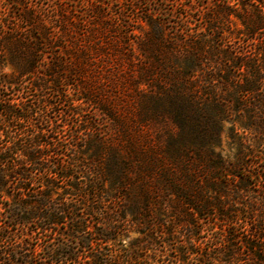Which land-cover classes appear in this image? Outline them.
Listing matches in <instances>:
<instances>
[{
  "label": "trees",
  "instance_id": "trees-1",
  "mask_svg": "<svg viewBox=\"0 0 264 264\" xmlns=\"http://www.w3.org/2000/svg\"><path fill=\"white\" fill-rule=\"evenodd\" d=\"M68 1L74 0L50 7L48 27L28 10L21 16L24 35L0 34V85L14 87L28 77L31 91L42 96L52 88L48 96L59 99L39 96L37 106L8 99L1 109L0 138L10 141L0 147V195L8 194L10 174L33 185L39 176L38 189L20 186L19 195H8L12 220L65 223L82 248L100 245L90 264H147L140 261L151 258L160 239L169 246L179 226L196 236L201 222L222 232L220 241L198 252L185 240L175 248L180 263L264 264V0H223L203 14L202 27L178 31L167 30L158 0H146L157 8L129 31L122 11L109 14L91 3L82 19ZM46 50L39 75L38 57ZM6 64L11 72L2 70ZM71 81L78 88L69 101L63 87ZM78 100L92 104L109 127L70 124L67 117L80 115ZM62 102L68 108L56 112L60 117L46 116L47 106ZM224 121L236 144L232 159L217 150ZM61 122L71 130L67 144L57 136ZM48 148L60 156L44 167ZM65 148L73 150L67 163ZM57 188L78 205L67 204ZM112 198L117 207L106 204ZM131 226L141 236L125 245L119 238ZM87 228L90 236L83 235ZM110 244L121 246L104 253ZM49 257V264H66L78 255L60 243Z\"/></svg>",
  "mask_w": 264,
  "mask_h": 264
},
{
  "label": "rangeland",
  "instance_id": "rangeland-1",
  "mask_svg": "<svg viewBox=\"0 0 264 264\" xmlns=\"http://www.w3.org/2000/svg\"><path fill=\"white\" fill-rule=\"evenodd\" d=\"M223 0H158L162 3V8L165 9V15L161 16L166 19V28L167 30L178 31L180 28H191L197 29L202 27L204 23L203 14L210 11L214 5L222 3ZM233 1V0H231ZM57 0H0V34L3 31H14L17 30L22 35L25 34L27 24L24 19H21V16H25V12L28 10L34 12L38 19L44 21L46 27H48V21H51V12L50 7L56 3ZM125 2V4H124ZM91 3H96L102 5L109 14L120 13L121 11L126 15L127 30L129 31L133 27H139L140 24L144 22L141 20L144 17L145 11H153L155 8L154 2H148L146 0H74L68 1V7L74 11V14L82 19H86L87 14L84 11L88 8V5ZM157 8V7H156ZM86 24V23H85ZM86 26H84L85 30ZM138 33V30H135ZM129 40H131V51L137 52L135 43H133L132 34L130 35ZM48 50L45 54H40L38 59V71L37 74L41 75L44 73V67L48 63ZM4 72H11L12 67L9 64H6L3 69ZM28 77L22 79V83L15 85L14 87H4L0 85V113L4 103H7L8 99H12L13 102L19 103L25 101L26 103L35 102L36 106L39 104L36 99L40 96L38 92L31 91L30 86L28 85ZM74 82V83H73ZM75 84V85H74ZM78 88L75 81H71L69 85L63 87L64 92L68 95L67 99L71 101L70 94L75 93ZM45 92V94L43 93ZM40 92L44 95L40 96L45 99V101H57L59 100L56 96H48V93H52V88L46 89L45 91ZM73 96V95H72ZM76 97V96H74ZM64 100L65 98L62 97ZM76 104L80 105V115L78 116H69L67 117L70 124L73 123H82L86 124L89 121L95 123L98 129H106L109 126L107 121L103 118V115L97 111V109L90 103L79 102ZM72 107V106H69ZM68 108V103L62 102L59 105H56L54 109H45V114L51 119L60 117L58 113L61 111H66ZM75 109V108H74ZM55 110V114H54ZM1 120V118H0ZM88 121V122H86ZM34 122V121H33ZM44 125V124H43ZM62 122L59 123L58 129L59 134V143L67 144L70 139V128L66 126H60ZM230 127V122L224 121L222 123V132L220 134L219 145L217 150L224 158L232 159L236 151V144L231 141V138L228 136V130ZM1 128V126H0ZM82 132V131H81ZM150 133L154 134V129H150ZM243 135L241 130H239V135ZM78 135H85V132L79 133ZM42 139H45L43 137ZM10 139L7 137L0 138V147L9 144ZM79 144H82V140H78ZM46 156L42 159L43 166H50L51 162L59 160V156L54 154L53 148L45 149ZM64 155L62 158L65 159L64 163H67L69 160L68 156L72 153V149L62 150ZM90 151H87L83 157L87 158V155ZM254 161H261L260 156L252 157ZM27 168L34 170L33 166L28 165ZM251 171H257L258 168H250ZM49 171V170H48ZM49 173V172H48ZM9 176V185L7 187L6 195H0V234L5 232V235L0 239V264H28L29 261H32L36 264H49L50 255L54 254L55 251L59 248V245H63L66 249L76 252L78 257L75 262L66 261V264H90V255L97 253V249L100 248V245L95 244L94 246L82 248L77 243V238L68 235V227L65 223H61L60 226L51 225L47 220L43 219H31L22 223L18 221H13L10 217V212L12 211L13 204L12 199L8 195H19L21 191L18 189L20 186H28L31 189H38V174L32 177L35 180V184H30L29 182H22L18 177H15L13 174ZM78 176L77 173H75ZM58 186L64 185L60 179H55ZM260 179L253 178L252 181L258 183ZM83 180H80L82 182ZM261 189V188H260ZM60 193V197L65 198L69 204L78 205V201L72 199L71 196L66 197L67 195L63 194L60 188L57 190ZM85 196V194H82ZM67 198V199H66ZM77 198L82 199L81 196ZM58 199H55L57 202ZM110 203H107L110 207H117L118 202L116 200H110ZM77 202V203H76ZM96 205V204H95ZM79 206H83L80 204ZM103 213L106 212L105 209L102 210ZM97 217V216H96ZM129 217V216H128ZM63 221L66 218H62ZM92 224V219L89 221L85 220V225L90 226ZM198 227L204 229L203 232L197 234L196 236L189 235V228L185 226L177 227L176 240L169 241V246H166L164 241L161 239L159 243L152 250L153 252H148V257L145 261H140L141 263L147 264H182L176 257L178 252L176 247L185 244V240L192 243V247L195 251L201 252L202 247L206 248L213 243H218L220 241V235L222 232H211L207 231V226L205 223L198 222L196 223ZM209 228V227H208ZM60 231V232H59ZM90 236L88 228L83 232V235ZM7 236V237H6ZM141 234L134 229V226L127 228L124 236H121V240L125 245H128L130 241L134 240ZM119 242V241H118ZM202 242V244H196ZM195 243V244H194ZM121 245L110 244L106 246L103 250L104 253L110 254L116 248H119ZM186 246V245H185ZM143 253V252H142ZM194 256L189 255V259H192ZM28 261V262H26ZM149 261V262H148ZM192 264H198V260L193 259ZM110 264H117L116 260H108ZM56 264V263H54ZM138 264V263H135Z\"/></svg>",
  "mask_w": 264,
  "mask_h": 264
}]
</instances>
